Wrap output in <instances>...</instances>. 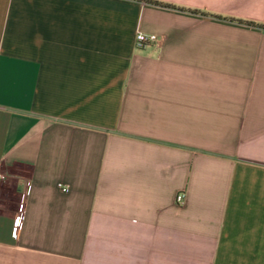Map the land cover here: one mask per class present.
I'll list each match as a JSON object with an SVG mask.
<instances>
[{
	"label": "crops",
	"instance_id": "0c3cea01",
	"mask_svg": "<svg viewBox=\"0 0 264 264\" xmlns=\"http://www.w3.org/2000/svg\"><path fill=\"white\" fill-rule=\"evenodd\" d=\"M158 1L0 0V264H264V0Z\"/></svg>",
	"mask_w": 264,
	"mask_h": 264
},
{
	"label": "built area",
	"instance_id": "2783aa9c",
	"mask_svg": "<svg viewBox=\"0 0 264 264\" xmlns=\"http://www.w3.org/2000/svg\"><path fill=\"white\" fill-rule=\"evenodd\" d=\"M160 41V36L156 33H143V32H137L135 34V38H134V43H135V46L136 47H142L146 44H157L159 43ZM5 178V173L3 171V169L1 168L0 166V183L4 180ZM61 191L62 192H68L69 190V187L67 186H64L62 184H58ZM184 191H178L176 194H175V203L178 205V206H181L183 205L184 203ZM21 217V214H19V216H17L16 218V224L18 223V220L20 219ZM13 233L15 234L16 233V225L15 227L13 228Z\"/></svg>",
	"mask_w": 264,
	"mask_h": 264
},
{
	"label": "trees",
	"instance_id": "16d2710c",
	"mask_svg": "<svg viewBox=\"0 0 264 264\" xmlns=\"http://www.w3.org/2000/svg\"><path fill=\"white\" fill-rule=\"evenodd\" d=\"M147 2L150 3V4L156 5V6L170 7V8H174V9H180V8L174 6V5H170V4H167V3H163V2L158 1V0H147ZM203 14H205V13H203ZM241 22L244 23V24H246V25H249V26L261 27V25H259L257 23H254L252 21H241Z\"/></svg>",
	"mask_w": 264,
	"mask_h": 264
}]
</instances>
